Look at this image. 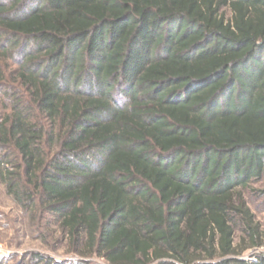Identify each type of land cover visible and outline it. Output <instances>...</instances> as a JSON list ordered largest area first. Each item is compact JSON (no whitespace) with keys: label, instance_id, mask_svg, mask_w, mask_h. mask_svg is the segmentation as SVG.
Instances as JSON below:
<instances>
[{"label":"trees","instance_id":"obj_1","mask_svg":"<svg viewBox=\"0 0 264 264\" xmlns=\"http://www.w3.org/2000/svg\"><path fill=\"white\" fill-rule=\"evenodd\" d=\"M261 180L264 0H0V184L80 256L18 264H264Z\"/></svg>","mask_w":264,"mask_h":264},{"label":"rangeland","instance_id":"obj_2","mask_svg":"<svg viewBox=\"0 0 264 264\" xmlns=\"http://www.w3.org/2000/svg\"><path fill=\"white\" fill-rule=\"evenodd\" d=\"M255 188H263L264 180L255 181ZM248 202L256 214V218L264 225V196L247 194ZM46 228V224L44 223ZM53 231L50 242L46 243L37 238L33 231L30 216L17 206L12 198L6 193L5 187L0 184V264H18L31 252H40L54 257L58 261L73 260L80 256L69 249L66 239L60 236V230L56 224L50 227ZM239 243V237L237 238ZM264 250L260 248H248L242 255L250 258L252 254ZM93 260L100 264H108L104 259L97 256Z\"/></svg>","mask_w":264,"mask_h":264},{"label":"built area","instance_id":"obj_3","mask_svg":"<svg viewBox=\"0 0 264 264\" xmlns=\"http://www.w3.org/2000/svg\"><path fill=\"white\" fill-rule=\"evenodd\" d=\"M2 250L1 246H0V251Z\"/></svg>","mask_w":264,"mask_h":264}]
</instances>
